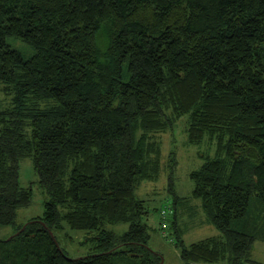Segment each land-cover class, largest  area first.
Here are the masks:
<instances>
[{
    "label": "trees",
    "instance_id": "trees-1",
    "mask_svg": "<svg viewBox=\"0 0 264 264\" xmlns=\"http://www.w3.org/2000/svg\"><path fill=\"white\" fill-rule=\"evenodd\" d=\"M0 90V229L17 228L0 240V264H161L137 191L159 179V137L183 118L187 144L205 147L192 197L220 232L182 243L184 264H264L253 259L264 241V0H0ZM26 157L48 199L18 225L34 197L20 184ZM118 223L119 236L108 229ZM65 225L93 234L83 243L98 252L70 257L55 232Z\"/></svg>",
    "mask_w": 264,
    "mask_h": 264
},
{
    "label": "rangeland",
    "instance_id": "rangeland-1",
    "mask_svg": "<svg viewBox=\"0 0 264 264\" xmlns=\"http://www.w3.org/2000/svg\"><path fill=\"white\" fill-rule=\"evenodd\" d=\"M8 43L15 49L20 50L26 58L34 52L30 45L19 38L9 37ZM8 101L5 94L0 90V106ZM186 125L187 121L183 118L177 123L175 131L160 135L159 138L163 144L162 173L157 181L144 182L137 191L138 196L147 201L150 213L143 221L149 226L150 247L162 256L161 264H184L180 255L182 243L183 246L189 247L191 244L208 237L220 235V232L211 223L203 210L202 201L192 197L195 184L190 178V173L199 169L205 162L202 157V154H205V147L187 144ZM172 151L175 153L176 167L174 171V191L170 193V169L167 165ZM20 184L26 188L31 187L34 197L29 207L19 210L18 225L42 216L48 199L47 194L39 185L31 157L23 158L20 162ZM168 206H171V210L168 209ZM166 210L169 211L166 212ZM164 222L167 223L166 227L163 225ZM108 229L119 236L128 230V224L118 223L109 226ZM16 231L17 228L14 226L2 227L0 229V240L7 239ZM55 232L60 246L70 257H86L98 252L93 239L83 243L84 239L91 238L93 234L72 230L66 225L63 229L55 230ZM253 259L264 263V241L255 243ZM114 262L116 264H140L136 259L124 255H117Z\"/></svg>",
    "mask_w": 264,
    "mask_h": 264
},
{
    "label": "built area",
    "instance_id": "built-area-1",
    "mask_svg": "<svg viewBox=\"0 0 264 264\" xmlns=\"http://www.w3.org/2000/svg\"><path fill=\"white\" fill-rule=\"evenodd\" d=\"M166 212H167V211H166ZM163 225H164V227H166L167 223L164 222Z\"/></svg>",
    "mask_w": 264,
    "mask_h": 264
}]
</instances>
